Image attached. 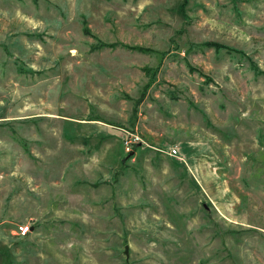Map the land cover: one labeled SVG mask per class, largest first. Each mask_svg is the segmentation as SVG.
Returning <instances> with one entry per match:
<instances>
[{"label": "rangeland", "instance_id": "obj_1", "mask_svg": "<svg viewBox=\"0 0 264 264\" xmlns=\"http://www.w3.org/2000/svg\"><path fill=\"white\" fill-rule=\"evenodd\" d=\"M0 264H264V0H0Z\"/></svg>", "mask_w": 264, "mask_h": 264}, {"label": "built area", "instance_id": "obj_2", "mask_svg": "<svg viewBox=\"0 0 264 264\" xmlns=\"http://www.w3.org/2000/svg\"><path fill=\"white\" fill-rule=\"evenodd\" d=\"M135 141H136V138H133V137L131 139L129 138L128 140L123 141V145L125 146L126 152L130 151V149H131L132 145L135 143ZM167 154L170 157H175L176 151L174 149H171ZM15 230H16V233H14V234H17L19 236H24L27 233V231L29 230V228L27 226H17Z\"/></svg>", "mask_w": 264, "mask_h": 264}, {"label": "water", "instance_id": "obj_3", "mask_svg": "<svg viewBox=\"0 0 264 264\" xmlns=\"http://www.w3.org/2000/svg\"><path fill=\"white\" fill-rule=\"evenodd\" d=\"M122 254L124 255L125 261L127 260V246L124 245Z\"/></svg>", "mask_w": 264, "mask_h": 264}, {"label": "trees", "instance_id": "obj_4", "mask_svg": "<svg viewBox=\"0 0 264 264\" xmlns=\"http://www.w3.org/2000/svg\"><path fill=\"white\" fill-rule=\"evenodd\" d=\"M135 148H136V146L133 145L131 149H135ZM131 153H132V151L127 153V159L131 158V156H132Z\"/></svg>", "mask_w": 264, "mask_h": 264}]
</instances>
